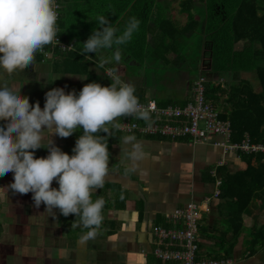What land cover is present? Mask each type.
I'll return each mask as SVG.
<instances>
[{
    "label": "crops",
    "instance_id": "1",
    "mask_svg": "<svg viewBox=\"0 0 264 264\" xmlns=\"http://www.w3.org/2000/svg\"><path fill=\"white\" fill-rule=\"evenodd\" d=\"M53 58L54 55L35 54V65L15 70L6 83L14 90L21 88L30 103L39 101L42 108L45 93L53 87H64L66 92L75 89L79 93L85 84L84 77L47 68V59L53 61ZM97 62L92 61L90 70L110 85L111 78L97 67ZM21 75L30 82L24 85ZM192 81L181 92L182 96L178 91L171 93V104L186 102ZM252 85L259 91L257 79ZM142 92L144 99L139 102L154 100L149 89ZM223 105L227 106L225 102ZM108 127L109 133L101 134L110 151L108 174L103 187L92 193L93 200L102 196L106 201L104 219L96 236L82 242L81 235L88 229L78 223L75 214L64 216L57 208L53 217L44 203L35 206L31 192L18 193L8 188L14 179L13 172L9 171L0 175V264H176L155 258L152 230L158 224L165 225V214L189 202L201 204L202 209L196 252L199 259H212L218 247L223 246L218 254L225 257L216 260H229V264H264V243L251 245L256 232H264V198H254L249 203L241 216V232L234 236L227 219L229 203L212 197L215 182L211 172L223 166L230 172L244 170L246 165L240 155L214 146L213 142L219 140L216 136L192 143L190 138L170 140L132 134L134 140L126 144V134L118 131L113 123ZM82 131L77 129L67 137L54 135L53 139L71 155ZM133 143L140 145L135 159L127 155ZM34 151L40 157L47 156L49 149L41 147ZM52 186H59L55 179ZM206 197H210L207 204L203 202Z\"/></svg>",
    "mask_w": 264,
    "mask_h": 264
},
{
    "label": "clouds",
    "instance_id": "2",
    "mask_svg": "<svg viewBox=\"0 0 264 264\" xmlns=\"http://www.w3.org/2000/svg\"><path fill=\"white\" fill-rule=\"evenodd\" d=\"M58 7V0H0V68L11 74L35 65L37 51L59 43ZM96 23L98 27L83 41L81 53L90 56L92 51L113 49L111 55L100 57L97 67L104 69L113 60L121 61L120 46L132 39L141 21L129 17L123 31L105 15H98ZM105 73L111 78L110 85L93 80L79 93L75 89L66 92L64 87L49 89L43 108L39 101L30 103L21 88L14 90L0 82V121H7L0 122V175L12 171L14 179L8 188L31 192L35 206L44 203L51 216H56L57 208L64 216L75 214L78 223L88 229L81 235L82 242L96 236L106 203L102 196L92 198L104 185L110 161L108 143L103 135L95 134H108L109 123L119 127L116 118L120 116L150 118L148 109L139 103L135 86L123 81L115 67H108ZM77 129L83 131L70 155L55 144L53 136L67 137ZM133 140L132 135L124 137L126 144ZM41 147L49 149L47 156H36L34 150ZM139 150V143H133L127 155L135 159ZM54 179L58 187L52 186Z\"/></svg>",
    "mask_w": 264,
    "mask_h": 264
},
{
    "label": "trees",
    "instance_id": "3",
    "mask_svg": "<svg viewBox=\"0 0 264 264\" xmlns=\"http://www.w3.org/2000/svg\"><path fill=\"white\" fill-rule=\"evenodd\" d=\"M61 8L57 20V35L64 40L65 32L73 39V49L54 50L52 69L67 74L84 77V82L95 80L106 85L102 76L90 70L92 61H99L98 53H81L83 41L98 27V15H105L120 31H123L129 17H137L141 23L138 30L127 43L121 45L122 61H139L155 56V61L168 63L167 55L175 54L184 58L182 47L186 38L193 37L198 44L196 65L202 61V47L207 48L204 57L210 63L199 73L207 76L206 97L217 101L219 92L224 94V102L229 109L219 115L220 119L229 120L231 142H239L247 133L251 142L264 144V0H180L186 21L182 26L174 25L172 13L168 18L162 17L158 22L157 13L162 7L158 0H60ZM162 1V0H160ZM165 1V0H163ZM191 1H198L205 9V20L198 21L191 15ZM161 17V16H160ZM155 40L153 46L149 41ZM154 38V39H153ZM197 39V40H196ZM242 43L240 48L235 45ZM49 51L50 45L44 46ZM108 50L112 53L113 49ZM204 52V50H203ZM40 56L44 57L42 54ZM208 61V62H209ZM263 62V63H261ZM200 63V64H199ZM210 65V66H209ZM113 67V66H112ZM208 68V69H207ZM103 71V69H101ZM208 71V72H207ZM215 75V78L208 74ZM242 73H254L258 81L256 91L250 80ZM226 78L225 89L215 81ZM139 101L144 99L142 90L136 88ZM171 101L158 105L171 104ZM104 132L96 133L101 135ZM241 159L246 167L242 171L230 172L226 167H218L212 180L219 179L220 194L217 199L228 202L227 219L232 235H238L242 229V214L254 198H264V162L259 154H242ZM251 162L255 164L252 165ZM169 226V225H167ZM261 237L262 240H261ZM264 243V232L258 231L251 238V245ZM211 256L212 259L224 258L219 255L223 246ZM227 254V253H225ZM197 257L199 255L197 254Z\"/></svg>",
    "mask_w": 264,
    "mask_h": 264
},
{
    "label": "built area",
    "instance_id": "4",
    "mask_svg": "<svg viewBox=\"0 0 264 264\" xmlns=\"http://www.w3.org/2000/svg\"><path fill=\"white\" fill-rule=\"evenodd\" d=\"M58 17L61 8V1L58 0ZM58 20V19H57ZM57 23V22H56ZM58 31V28H57ZM59 43L50 45V50L38 51L44 57L52 56L54 50L69 51L61 47H71L72 43H66L58 35ZM99 64V61L97 62ZM108 66L104 70L105 73ZM110 78V77H108ZM208 78L203 73L192 81L186 102L183 105L167 104L159 106L154 100L139 102L150 112L148 120L139 118L135 114L131 116H121L116 127L118 131L126 135H150L176 140L180 138H190L191 142H202L209 137L216 136L218 141L213 145L220 147L226 153L259 154L264 162V144L250 141L245 133L239 142H231V127L229 120L220 119L221 111L217 110L216 101L206 97V86ZM222 89H225V80L221 77L215 81ZM219 92L217 95L219 96ZM224 103V102H223ZM222 164V163H220ZM219 164V165H220ZM253 164H255L253 162ZM215 176V171L211 172ZM220 180L215 181V188L212 197L217 198L220 194ZM210 197L204 198L205 204ZM201 204L189 202L184 207L176 208L172 212L165 214V225L158 224L153 230L154 248L153 255L163 263L176 264H229V260L224 259H199L197 257L198 223L201 220ZM169 225V226H167Z\"/></svg>",
    "mask_w": 264,
    "mask_h": 264
},
{
    "label": "rangeland",
    "instance_id": "5",
    "mask_svg": "<svg viewBox=\"0 0 264 264\" xmlns=\"http://www.w3.org/2000/svg\"><path fill=\"white\" fill-rule=\"evenodd\" d=\"M157 5L161 8L162 11L161 14L157 13L158 20H154L153 22H158L159 19L162 17L168 18L169 15L172 13L173 21L175 22L174 25L176 26H182L183 23H185L186 19V13L182 11L180 0H165V1H157ZM191 7H193V11H191V15L193 14L196 19L201 20L203 16V5L200 4L198 1H191ZM161 16V17H160ZM154 39V38H153ZM64 40L66 43H74L71 36H69L66 32L64 35ZM197 40V39H196ZM149 46H153L155 40H150L148 37ZM184 42V46L182 47L183 54L185 55L184 58L180 59L179 57L175 56V54L171 53L167 55L168 63L161 62V61H155V56L152 55V53L149 54V60L148 58L141 59L139 61H127V59H124L122 61H115L113 60L110 64H108V67H115L117 69L118 74L121 76L123 81H126L128 83L133 84L136 88L146 92V89H149L150 96H153V99L156 101H170L172 99L171 93L173 91H178V94L182 96V93L188 85V82L194 80L198 76V67L200 66L196 65L194 58L196 57V53L198 51V44L195 42L194 38L189 36L186 38ZM242 46V43H238L235 45L236 48H240ZM202 54L203 58L202 61H200V71L202 68H205L206 64L210 63L208 58L204 57V53L207 52V48L202 47ZM204 50V52H203ZM38 54V51L35 53ZM111 55V52L108 50H99L98 52V59H100L101 56H109ZM209 61V62H208ZM263 63V62H261ZM53 61L51 59H47V68L52 67ZM210 66V65H209ZM208 69V68H207ZM16 70H19L17 68ZM208 72V71H207ZM205 72V73H207ZM12 74V73H11ZM11 74L7 73L4 69L0 68V82L6 83L9 79L8 77H11ZM208 76H212V78H215V75H211L207 73ZM244 77L251 80L252 84L256 82V78L254 73L244 74ZM23 79V83H29V79H24V75H21ZM107 77V76H106ZM220 78V77H219ZM226 78H230L227 76L222 78L226 81ZM163 94H170L169 97L164 96ZM177 94V93H176ZM189 94V93H188ZM224 94H220V100L216 101L217 104V110L225 112L226 108L229 106L223 105V99ZM169 99V100H166ZM223 108H225L223 110Z\"/></svg>",
    "mask_w": 264,
    "mask_h": 264
},
{
    "label": "flooded vegetation",
    "instance_id": "6",
    "mask_svg": "<svg viewBox=\"0 0 264 264\" xmlns=\"http://www.w3.org/2000/svg\"><path fill=\"white\" fill-rule=\"evenodd\" d=\"M204 10H205V9H204ZM204 10H203V13H205V11H204ZM192 15H193V14H192ZM193 17H194V19H196V17H195L194 15H193ZM204 18H205V14H203V16H202V19H201V20H198V19H196V20H198V21L200 22V21H203V20H205Z\"/></svg>",
    "mask_w": 264,
    "mask_h": 264
}]
</instances>
